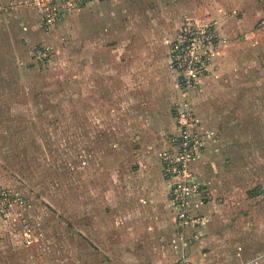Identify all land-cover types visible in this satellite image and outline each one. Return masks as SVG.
<instances>
[{
    "label": "rangeland",
    "instance_id": "rangeland-1",
    "mask_svg": "<svg viewBox=\"0 0 264 264\" xmlns=\"http://www.w3.org/2000/svg\"><path fill=\"white\" fill-rule=\"evenodd\" d=\"M64 1L0 0V264H264V0ZM187 27L215 39L188 94ZM180 104L213 137L188 228L157 179Z\"/></svg>",
    "mask_w": 264,
    "mask_h": 264
},
{
    "label": "built area",
    "instance_id": "built-area-1",
    "mask_svg": "<svg viewBox=\"0 0 264 264\" xmlns=\"http://www.w3.org/2000/svg\"><path fill=\"white\" fill-rule=\"evenodd\" d=\"M35 2L33 4L39 5L46 21L56 22L59 20L61 16L59 0H35ZM64 2L63 5L66 7L67 1ZM206 30L187 27L181 36L173 41V64L180 73V86L186 94L200 88L203 83L202 77L208 56H205L207 50L205 54L200 55L199 48L213 45V41L215 43L213 35L207 36L206 33H210V31ZM34 52L37 59L42 62L49 60V56L52 55L51 47L36 46ZM176 109H178L177 116L182 131L180 135L171 138V149L164 152V174L166 179L171 182V201L176 203L181 210L179 219L182 227L188 228L190 220L187 209L190 205V198L194 196L190 191V187H194V183L187 180L178 182L176 178L182 176L183 180L186 177L188 163L201 156L207 137L202 133L199 120H197L196 114L190 110L189 105H183L182 108L180 104L176 106ZM178 264L195 263L182 260Z\"/></svg>",
    "mask_w": 264,
    "mask_h": 264
},
{
    "label": "crops",
    "instance_id": "crops-1",
    "mask_svg": "<svg viewBox=\"0 0 264 264\" xmlns=\"http://www.w3.org/2000/svg\"><path fill=\"white\" fill-rule=\"evenodd\" d=\"M177 120H178V117H177ZM201 131H203V130H209L207 127L208 126H206V125H203V123H202V120H201ZM177 126H179L180 127V125H179V120H178V123H177ZM179 130V129H178ZM205 133V132H204ZM173 134V133H172ZM173 136V135H172ZM172 138V137H171ZM170 138V139H171ZM212 139H213V137L212 136H208L207 137V142H208V144H211V141H212ZM206 142V143H207ZM165 148H166V151H168V150H170L171 149V144H170V142H167L166 143V146H165ZM204 151V150H203ZM203 153V152H202ZM201 156H203V155H201ZM157 179H159L160 181H162V182H164L165 183V180H166V176H165V174H163L162 173V170H161V172H159V174H158V176H157ZM167 181V180H166ZM167 186H168V188H170L171 186V182L170 181H167V183H165ZM170 192V191H169ZM156 196V195H155ZM154 196V197H155ZM170 205H171V203L169 202V208H170ZM196 241V240H195ZM194 241V242H195ZM197 242V241H196ZM201 243L202 242V240H199L197 243ZM197 245V244H196ZM208 249H207V247H206V249H203V252H205V253H207L208 251H207ZM207 251V252H206ZM197 253H195V255H193L192 257V259L193 260H195V259H197V260H201V256H200V254H197ZM170 257H171V254L169 255ZM200 258V259H199ZM165 259H167V256H165V258H163V260H165ZM168 260V259H167ZM202 260H204V257H203V255H202ZM195 262V261H194Z\"/></svg>",
    "mask_w": 264,
    "mask_h": 264
},
{
    "label": "trees",
    "instance_id": "trees-1",
    "mask_svg": "<svg viewBox=\"0 0 264 264\" xmlns=\"http://www.w3.org/2000/svg\"><path fill=\"white\" fill-rule=\"evenodd\" d=\"M41 47H45L44 45H42Z\"/></svg>",
    "mask_w": 264,
    "mask_h": 264
}]
</instances>
